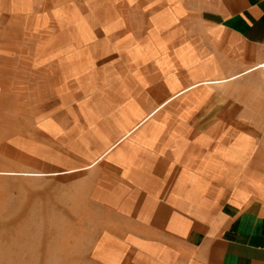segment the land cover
I'll return each mask as SVG.
<instances>
[{"label": "crops", "instance_id": "0c3cea01", "mask_svg": "<svg viewBox=\"0 0 264 264\" xmlns=\"http://www.w3.org/2000/svg\"><path fill=\"white\" fill-rule=\"evenodd\" d=\"M88 4L109 5L115 66L78 103L66 172L92 176L97 264H264V119L245 113L261 109L245 96L264 69V0Z\"/></svg>", "mask_w": 264, "mask_h": 264}, {"label": "rangeland", "instance_id": "374dc122", "mask_svg": "<svg viewBox=\"0 0 264 264\" xmlns=\"http://www.w3.org/2000/svg\"><path fill=\"white\" fill-rule=\"evenodd\" d=\"M89 1L0 0V264H97L92 176L66 172L79 164L78 103L115 66L99 31L109 5ZM246 83L261 109L245 113L264 119V69Z\"/></svg>", "mask_w": 264, "mask_h": 264}]
</instances>
